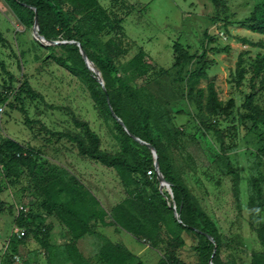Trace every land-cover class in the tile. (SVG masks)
Returning <instances> with one entry per match:
<instances>
[{"label":"rangeland","instance_id":"1","mask_svg":"<svg viewBox=\"0 0 264 264\" xmlns=\"http://www.w3.org/2000/svg\"><path fill=\"white\" fill-rule=\"evenodd\" d=\"M221 2L223 7L218 10L210 0H98L94 10L80 17L103 43L113 44L120 50L115 62L151 110L153 138L172 159L177 176L187 184L219 230L222 241L219 264H252L253 257L262 253L256 230L264 223V207L258 206L257 201L252 202L251 183L254 179H264V157H257L260 144L244 104L252 92V67L258 56L264 55V48L245 45L240 39L254 44L264 42L263 35L246 27L253 16L264 19V8L263 0ZM177 43L192 55L208 54L211 61L208 79L202 80L198 88L208 94V86L215 85L222 102L215 116L200 112L188 98L185 71L176 66L174 57L173 48ZM243 53L246 54L243 66L246 76L238 88L234 76ZM64 54L60 48L50 52L35 40L33 27H26L5 0H0V144L12 139L36 148L45 160L70 171L111 213L112 208L139 188L127 187L116 170L80 156L76 145L67 139L60 141L45 130L83 137L74 119L88 122L101 138L104 150L112 154L120 152V135L113 119L102 116L83 80L55 63L53 57ZM135 58L147 67L144 76L138 75L137 66L132 63ZM197 69L199 65L195 61L189 70ZM26 81L42 98L33 99L20 93ZM5 96L9 97L7 103L1 101ZM255 104L264 105L262 95L256 98ZM20 108L36 124L26 125ZM212 124L226 138L225 152L222 139L209 129ZM1 156L2 239H8L13 230H25L16 220L20 215L18 209L23 206L32 212L31 220L30 216L28 219L33 222V229L38 230L40 226L41 231L50 230L49 241L54 247L60 250L70 244L72 237L68 230L56 218L46 216L43 199L28 175L17 181L8 179L1 166ZM235 175L238 198L234 191ZM262 185L264 190V181ZM11 208L15 209L14 214ZM55 231L58 234L53 235ZM97 232L105 234L116 245H125L144 264L166 260L161 251L167 249L165 244L156 250L150 243L141 242L123 230L107 227ZM161 235L165 243L174 245L165 227ZM182 237L185 247L170 250L168 254L177 257L181 264H201L196 249L201 241L188 233ZM103 244L97 236H86L76 243L91 264H100L98 253ZM13 249L12 244L4 257L0 251V264H59V254L50 255L33 235L17 253ZM13 254L19 256L20 263L9 260Z\"/></svg>","mask_w":264,"mask_h":264},{"label":"trees","instance_id":"2","mask_svg":"<svg viewBox=\"0 0 264 264\" xmlns=\"http://www.w3.org/2000/svg\"><path fill=\"white\" fill-rule=\"evenodd\" d=\"M210 1L218 10L223 7L221 0ZM5 2L26 27H33L35 19L38 18L39 33L46 40L77 42L86 51L89 59L102 74L104 87L98 82L97 75L87 66L77 45L46 47L50 52H55L57 48L63 50L65 53L63 56L53 57L55 63L83 80L102 116L113 119L120 135V152L112 154L104 150L101 138L92 130L88 122L74 119V124L83 137L45 130L60 141L67 139L76 145L80 156L100 163L108 169L116 170L127 187L135 185L139 190L112 208L109 213L100 200L86 190L81 181L70 171L45 160L36 148L26 147L12 139H7L0 144L1 166L6 177L17 181L27 174L36 193L43 199L42 209L46 216L56 218L68 230L72 239L70 244L59 250L49 241L50 230L41 231L40 226L38 230L32 228L33 222L30 221L32 212L29 211L26 215L19 213L16 220L19 227L25 228V236L22 239L12 236L10 247L2 257L8 254L12 244L13 253H17L23 242L33 235L40 246L48 253L50 252V255L59 254V264H91L81 254L76 243L86 236H97L104 241L98 253L100 264H144L138 256L123 247L124 245H116L97 232L99 228L115 227L131 234L137 240L150 243L153 249H160L162 244H165L167 249L161 251L166 255V260H161L159 264H181L177 257L170 256L168 252L185 247L183 233L191 234L201 241V244L196 247L200 253L201 264H219L222 247L219 230L187 184L177 176L172 159L161 150L153 138L152 112L143 103L138 91L120 73L115 62L120 56V50L113 44L103 43L88 28L87 22L80 17L83 13L94 10L98 6V0H5ZM246 27L247 30L264 36V19L259 20L253 16L246 22ZM240 40L245 45L264 48V42L254 44L245 39ZM173 50L176 66L185 71L188 98L196 103L200 112L215 116L222 108L215 85L208 86V94L203 88H198L202 80L208 79L207 72L211 64L208 54L192 55L179 43L174 45ZM244 55L246 54L243 53L239 58L234 76L238 88L242 86L246 76L243 68L246 63ZM195 61L199 69L190 71L189 68ZM132 63L137 66L138 75L144 76L147 67L142 64V61L135 58ZM252 71L253 77L250 84L252 92L246 97L244 105L250 113L252 129L257 133L260 144L257 157L262 158L264 157V105L255 104V100L259 95H262L264 100V55L258 56ZM20 90V93H26L33 99L42 98L33 91L27 81ZM8 100L9 97L5 96L1 101L7 103ZM12 108L17 109L15 106ZM19 111L25 116L26 125L32 127L36 124L29 120L23 108ZM113 113L125 123L129 133L116 121ZM209 129L222 139V151L225 152V136L221 134L216 124L210 125ZM132 136L156 148L161 173L170 183L171 191L161 187L156 173L153 176L148 175L149 171L155 169V159L151 150L135 141ZM263 181V178L254 179L251 183L252 202L257 201L260 207H264ZM234 191L238 198L236 175ZM174 208L179 218H176ZM14 210L11 208L12 214ZM162 227H165L172 236L173 246L163 240ZM256 234L262 246V253L253 257L252 264H264V223L256 230ZM207 236L212 237L215 244ZM215 248L217 251L214 255ZM15 256L18 255L13 254L9 260L15 262Z\"/></svg>","mask_w":264,"mask_h":264},{"label":"water","instance_id":"3","mask_svg":"<svg viewBox=\"0 0 264 264\" xmlns=\"http://www.w3.org/2000/svg\"><path fill=\"white\" fill-rule=\"evenodd\" d=\"M39 22H38V18L35 19V22H34V25H33V33H34V38L35 40H37L39 43L45 45V47H50V46H60V45H64V44H75L77 45L79 48H80V53L84 59V61L86 62L87 66L90 68V70L92 72H94L96 75H97V80L98 82L104 87L105 86V82H104V79L102 77V74L99 72V70L94 66V64L92 63V61L89 59L86 51L82 48V46L77 43V42H65V41H49V40H46L43 36L40 35L39 33ZM112 110V109H111ZM113 117L116 119V121L129 133V131L126 129V126H125V123L116 116L115 113H113ZM135 141H137L138 143H140L141 145H144V146H147L151 152H152V155L155 159V169L157 171V175H158V178L160 180V183H161V187L162 188H167L169 191H171V185L170 183H168L164 176L162 175L161 173V170H160V162H159V156H158V153H157V150L154 146L140 140L139 138L137 137H134ZM174 211H175V216L176 218H179V215L176 211V208H174ZM207 238H209V240L215 244V241L212 237L210 236H207ZM217 249L215 248L214 250V255L216 253ZM213 255V257H214Z\"/></svg>","mask_w":264,"mask_h":264},{"label":"built area","instance_id":"4","mask_svg":"<svg viewBox=\"0 0 264 264\" xmlns=\"http://www.w3.org/2000/svg\"><path fill=\"white\" fill-rule=\"evenodd\" d=\"M154 173L157 174L156 169L149 171L148 175L153 176ZM27 212H28L27 209L23 206L18 209V213H24L25 214ZM25 233H26V230L16 229V230H13L12 235L8 239H2V237L0 236V251L2 252V254L4 255L7 252V250L9 249L12 236H16L18 239H22L25 236ZM14 260H15V263L21 262L19 256H15Z\"/></svg>","mask_w":264,"mask_h":264},{"label":"crops","instance_id":"5","mask_svg":"<svg viewBox=\"0 0 264 264\" xmlns=\"http://www.w3.org/2000/svg\"><path fill=\"white\" fill-rule=\"evenodd\" d=\"M104 228H107V227H104ZM111 228H115V227H111ZM100 229H102V228H100ZM115 229H119V230H122V229H120V228H115ZM61 230H64L63 228L61 229ZM124 231V230H123ZM62 233V232H61ZM61 233H59V234H61ZM56 234H58V232L56 233V231H55V233H53V235H56ZM52 235V236H53ZM104 236H105V234H103ZM109 240H110V238L109 237H107ZM83 240V239H82ZM81 241V240H80ZM79 241V242H80ZM141 242H143V241H141ZM125 246V245H124ZM79 249V248H78Z\"/></svg>","mask_w":264,"mask_h":264}]
</instances>
